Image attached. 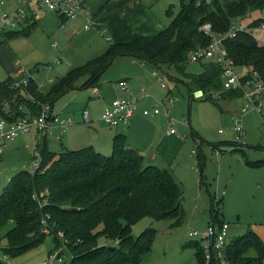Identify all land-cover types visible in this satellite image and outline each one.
<instances>
[{
	"label": "trees",
	"instance_id": "obj_1",
	"mask_svg": "<svg viewBox=\"0 0 264 264\" xmlns=\"http://www.w3.org/2000/svg\"><path fill=\"white\" fill-rule=\"evenodd\" d=\"M178 3L179 10L161 30L136 35L128 41H109L101 53L52 79L46 89H41L42 85H38L41 80L34 75L20 86H14V81L26 73L18 77L9 75L0 81V117L12 122L26 115L34 116L42 104L48 103L52 108L54 101L71 89L95 88L101 83L102 73L118 56L148 63L158 73L163 67H174L188 77L189 91L201 90L213 102L219 97L240 98L239 89L223 88L221 67L216 62L206 60L198 74L187 73L185 64L191 51L209 42L208 35L199 28L203 23L209 22L214 31L224 32L233 18L262 10L264 0H178ZM166 12L170 14L171 8ZM35 22L22 30L3 33L6 37L29 34ZM224 44L236 65L245 67L249 74L255 71L264 82V41L259 42L253 33L240 31L225 39ZM27 72L33 74L35 69ZM210 145L213 150L222 151L223 142ZM230 145L235 150L242 149L235 141ZM35 153L40 156L38 166L32 172L25 168L11 175L0 192V228L12 222L4 232L5 255H17L50 235L54 247L48 251V257L58 247L59 254L67 256L60 264H140L141 255L151 248L156 230L148 227L133 236L131 225L144 216L170 218V226L180 225L185 219L182 188L172 171L144 163L143 154L127 146L124 133L114 134L111 150L105 155L90 144L78 148L61 146L53 151L48 148L43 131L36 133L34 155L30 159ZM197 162L201 181L203 158L197 157ZM212 210L215 211L213 207ZM216 214L211 215L209 223L222 221ZM100 236L115 244H100ZM186 244L194 248L195 264H204L200 242L194 239ZM227 249L234 264H264V242L253 231L229 239ZM249 249L255 250L256 255H249ZM0 264H6L2 258Z\"/></svg>",
	"mask_w": 264,
	"mask_h": 264
},
{
	"label": "rangeland",
	"instance_id": "obj_2",
	"mask_svg": "<svg viewBox=\"0 0 264 264\" xmlns=\"http://www.w3.org/2000/svg\"><path fill=\"white\" fill-rule=\"evenodd\" d=\"M98 1H100L98 8L107 19L108 14L114 11L111 9V0ZM141 1L146 3L152 12L162 16L166 22L179 10L178 0ZM0 2H2L1 13H11L16 5L15 0H0ZM88 4L90 5V0ZM168 7L171 8L170 14L166 12ZM260 13L261 10H253L248 16H243V20L247 22L259 16ZM69 23V19L60 22L53 12L43 11L41 18L35 22L29 34L19 33L6 37L3 32H0V81L9 75L18 77L31 68L35 69L34 77L42 81L41 89H46L50 84L49 78L60 77L69 69L83 64L101 53L110 41V28L107 25L106 30L97 31L93 24L83 28L80 24ZM23 26H18L17 29L22 30ZM254 30L257 40L262 42V31L259 28ZM56 59L59 61L56 62ZM129 59V56L116 57L102 73L100 82L116 81L120 73L124 71V63ZM206 62L205 59L187 61L185 71L198 74ZM162 69L166 89L169 88L170 95L176 99L170 104L172 107H170L169 115L177 133L183 137L179 155L170 169L182 188L185 219L177 226H170V218L155 219L149 216H144L133 223L131 225L133 236H137L148 227L156 230L151 248L141 255L140 264H195L194 248L186 244L188 241H193L195 237L190 236L188 232L203 229L215 212L217 217L229 224V239L247 231H253L264 242V162L259 165L251 163L264 160V124L260 120L257 125L260 115L252 113L256 124L247 130L244 129L245 145H240L242 149L235 150L230 142L236 140L233 124L241 105L240 99L219 97L216 102H213L202 93L195 95V91H189L186 85L188 77L176 68L163 67ZM156 77H154L156 83L152 86V92L165 90L159 87ZM81 80L82 78L77 81V84H80ZM143 88L148 89L147 86ZM93 93L92 87L71 89L54 101V111L61 109L65 114L78 120L81 118L83 108L90 113V104L98 107L97 96ZM156 98L162 100V98ZM163 99L166 104V97ZM236 111L238 112L235 113ZM81 123L87 122L81 120ZM113 128L118 129L120 126ZM31 132L32 130L19 134L13 140L1 143L0 192L7 185L11 175L29 167L32 151L30 149L28 155L23 144L28 142L31 148L33 144L35 146V139L29 137ZM56 142V138L50 139L49 147L58 150L60 146ZM214 142H223V145H220L222 151L218 155H215L210 145ZM199 156L203 158L201 181L196 166ZM181 159L182 162H178ZM211 197L214 198L213 201ZM211 207L215 211H211ZM11 225L12 222H9L0 228V258L6 264L46 263L49 259L48 251L54 247L50 235H46L37 246L17 255L10 256L3 253L2 247L6 245L4 232ZM98 242L106 245L115 244L113 240L106 239L104 236H100ZM57 249L60 251V247ZM248 253L251 256L256 255L253 249H249ZM61 255L66 261V254ZM262 260L264 262V250ZM53 263L60 264L57 261Z\"/></svg>",
	"mask_w": 264,
	"mask_h": 264
},
{
	"label": "built area",
	"instance_id": "obj_3",
	"mask_svg": "<svg viewBox=\"0 0 264 264\" xmlns=\"http://www.w3.org/2000/svg\"><path fill=\"white\" fill-rule=\"evenodd\" d=\"M16 5L11 13L0 12V32L8 30H15L19 26H23L26 22H34L41 18L43 11L53 12L58 17L64 19H74L77 17L83 18V28H87L92 19V12L88 8L87 0H15ZM198 2H209L211 0H197ZM2 2H0L1 9ZM251 13V12H250ZM246 14L247 16L250 14ZM244 15V16H246ZM209 37V42L206 46L197 47L189 54V61L196 60H211L216 62L221 67V79L224 89H239L241 92V105L239 112L236 115L233 130L236 132L237 145H245L243 138L244 127L242 118L250 113L255 112L262 118L264 124V82L256 76L253 71L249 74L245 67H239L229 56L225 47L224 40L232 38L240 31H248L255 34V28L263 33L264 41V8L261 10L259 16L244 22L242 17H235L231 20L230 25L224 32H217L211 28L209 22L203 23L199 27ZM56 62L59 60L56 59ZM34 73L27 72L18 80L14 81V86L27 84L29 78ZM156 79L160 86L165 87L166 84L163 79V74H156ZM52 81V78H49ZM119 86L125 88V81L119 80ZM41 86L42 82L39 81ZM95 91V88H92ZM147 89H142L140 95H148ZM137 96L129 95L127 97H116L103 106L100 114L101 120L112 127L128 125L130 118L137 107ZM173 95H167L165 104L163 99L154 98L151 109L143 108L141 110L143 115L155 114L160 112L161 108L166 109L167 104H172L175 101ZM166 111V110H165ZM81 118L83 121H89L88 110L83 108L81 110ZM49 121L56 123L60 132H63L70 124L74 122L72 116L59 117L52 113V108L48 103L42 104L40 111L34 116H23L17 118L12 122H8L0 117V145L8 140H13L19 134L30 132L31 130L38 135L43 132L49 124ZM167 132L175 133L174 122L168 116ZM221 131V130H220ZM1 150V146H0ZM214 153L220 154V150L215 148ZM40 156L35 153L30 161L28 170L33 171L39 164ZM228 228L229 224L224 220L217 223H208L201 230H192L188 234L195 237L200 242L204 264H234L228 255ZM47 262L57 261L62 262L63 256L59 254V249L53 250Z\"/></svg>",
	"mask_w": 264,
	"mask_h": 264
},
{
	"label": "crops",
	"instance_id": "obj_4",
	"mask_svg": "<svg viewBox=\"0 0 264 264\" xmlns=\"http://www.w3.org/2000/svg\"><path fill=\"white\" fill-rule=\"evenodd\" d=\"M99 3L100 1L98 0H90L89 5L87 0L88 8L92 12L90 24H93L97 31L106 30V25L109 26V32L111 34V38L109 37L110 41H128L136 35H151L161 30L168 22L162 16L160 17V15L158 16V14L152 12L148 8L149 6L141 0H111V9H114V11L108 14L107 19L100 8H98ZM58 18L60 22H63L61 17ZM69 20V24L77 23L81 27L84 22L81 17ZM28 24L30 22L24 23V26ZM124 66V71L120 73L116 81L104 80L98 88L95 87V91L92 90L94 92L93 94L97 96L96 101L98 107L96 108L90 104L91 112L89 113L88 111L90 115L87 123H81L82 118L78 120L73 118V123L75 124H70L63 132H60L56 123L49 121L48 127L44 130L48 148L53 151H58L61 146L78 148L90 144L101 153H108L111 150L112 137L114 134L121 132L125 134L127 146L136 148L143 154L144 163H151L158 167L170 169L173 161L179 155V148L183 138L177 133V130L175 133L167 132L169 127L168 116H170V107L172 106H166V109L161 108L160 112L155 114L143 115L141 112L143 108H152L154 98L159 97L163 99L169 95L171 93L170 89H166L167 86L162 87L158 83L159 87H162V89L165 88V90L152 92V86L156 83L154 77L158 74V69H155L152 65L130 57L124 63ZM121 79L126 83L125 88H122L118 84V81ZM37 80L39 81V79ZM144 86L148 88V95H140V91L144 89ZM129 95H135L138 99L137 107L128 125L114 129L112 126L105 124L100 118L103 106L116 97H127ZM238 107L239 105L237 109ZM52 113L57 114L59 117L71 116L65 114L61 109L54 111V105L52 106ZM252 113L254 112H250L242 118L245 130L256 124V121L254 123L255 118L252 116L254 115ZM260 117L257 119V125L260 123V120L262 121ZM261 123L263 124V122ZM29 137L34 138L36 142V133L34 131L30 133ZM54 137L57 139L56 143L60 146L58 150L49 147L50 139H55ZM23 147L27 150L28 155L31 149V157L34 152V144L31 148L30 144L25 142ZM0 153H2V150H0ZM178 162H182V159ZM170 170L172 171V169Z\"/></svg>",
	"mask_w": 264,
	"mask_h": 264
},
{
	"label": "water",
	"instance_id": "obj_5",
	"mask_svg": "<svg viewBox=\"0 0 264 264\" xmlns=\"http://www.w3.org/2000/svg\"><path fill=\"white\" fill-rule=\"evenodd\" d=\"M194 93H195V95H200L202 93V91L201 90H196Z\"/></svg>",
	"mask_w": 264,
	"mask_h": 264
}]
</instances>
